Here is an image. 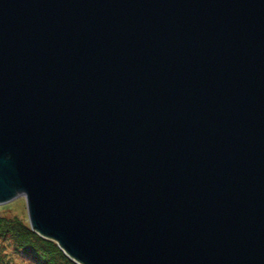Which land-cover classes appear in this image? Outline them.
Segmentation results:
<instances>
[{
	"label": "water",
	"instance_id": "1",
	"mask_svg": "<svg viewBox=\"0 0 264 264\" xmlns=\"http://www.w3.org/2000/svg\"><path fill=\"white\" fill-rule=\"evenodd\" d=\"M77 264H264V0H0V205Z\"/></svg>",
	"mask_w": 264,
	"mask_h": 264
},
{
	"label": "trees",
	"instance_id": "2",
	"mask_svg": "<svg viewBox=\"0 0 264 264\" xmlns=\"http://www.w3.org/2000/svg\"><path fill=\"white\" fill-rule=\"evenodd\" d=\"M3 246L26 264H77L55 242L39 236L30 229L28 222L16 216H0V250ZM14 257L3 259L0 256V264H12Z\"/></svg>",
	"mask_w": 264,
	"mask_h": 264
},
{
	"label": "rangeland",
	"instance_id": "3",
	"mask_svg": "<svg viewBox=\"0 0 264 264\" xmlns=\"http://www.w3.org/2000/svg\"><path fill=\"white\" fill-rule=\"evenodd\" d=\"M0 216H4L7 218L16 216L21 218L23 221L28 222L24 198L18 197L7 204L0 205ZM1 248L2 250H0V256H3V259H6L8 256L14 257L12 254H9L10 249L8 248L5 249L6 248L5 246ZM12 264H26V263L21 262L20 259H18V257L16 256L12 260Z\"/></svg>",
	"mask_w": 264,
	"mask_h": 264
}]
</instances>
